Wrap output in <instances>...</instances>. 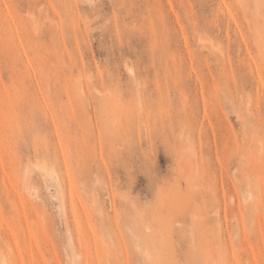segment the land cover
<instances>
[{
    "label": "rangeland",
    "instance_id": "obj_1",
    "mask_svg": "<svg viewBox=\"0 0 264 264\" xmlns=\"http://www.w3.org/2000/svg\"><path fill=\"white\" fill-rule=\"evenodd\" d=\"M0 264H264V0H0Z\"/></svg>",
    "mask_w": 264,
    "mask_h": 264
},
{
    "label": "bare ground",
    "instance_id": "obj_2",
    "mask_svg": "<svg viewBox=\"0 0 264 264\" xmlns=\"http://www.w3.org/2000/svg\"><path fill=\"white\" fill-rule=\"evenodd\" d=\"M223 1H225V0H223ZM239 3H240V1H239ZM220 51H221V50H220ZM221 52H222V51H221ZM222 53H223V52H222ZM223 54H224V53H223ZM256 94H257V93H256ZM51 172H52V171H51ZM53 173H55V172H53ZM53 175H54V174H53ZM55 175H56V174H55ZM50 176H51V173H50ZM56 177H57L56 179L59 181V180H60V177H59V176H56ZM56 179H55V180H56ZM58 181H57V185L60 183V182L58 183ZM60 185H61V186H60ZM60 187H63L61 183L59 184V188H60ZM3 260H4V259H3ZM3 263H6V261H3Z\"/></svg>",
    "mask_w": 264,
    "mask_h": 264
}]
</instances>
